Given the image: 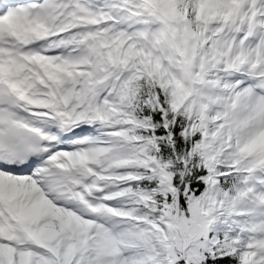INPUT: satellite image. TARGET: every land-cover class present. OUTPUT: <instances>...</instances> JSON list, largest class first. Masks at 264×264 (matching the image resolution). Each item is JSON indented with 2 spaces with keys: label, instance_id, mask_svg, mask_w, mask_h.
I'll return each instance as SVG.
<instances>
[{
  "label": "snow or ice",
  "instance_id": "1",
  "mask_svg": "<svg viewBox=\"0 0 264 264\" xmlns=\"http://www.w3.org/2000/svg\"><path fill=\"white\" fill-rule=\"evenodd\" d=\"M0 264H264V0H0Z\"/></svg>",
  "mask_w": 264,
  "mask_h": 264
}]
</instances>
